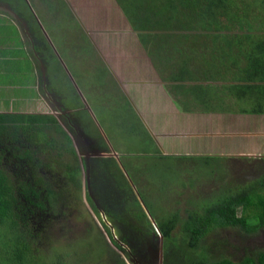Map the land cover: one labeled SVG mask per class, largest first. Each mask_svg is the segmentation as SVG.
<instances>
[{
	"label": "rangeland",
	"instance_id": "obj_1",
	"mask_svg": "<svg viewBox=\"0 0 264 264\" xmlns=\"http://www.w3.org/2000/svg\"><path fill=\"white\" fill-rule=\"evenodd\" d=\"M2 1L10 2L12 6L16 4L14 0ZM60 1L28 0L33 7L28 17H22L16 8L11 10L0 4V10L14 17L15 23L22 25L28 35L29 21H34V17L41 28L49 31L52 50L51 56L49 53L46 55V60H43L42 42H35L31 38L24 43L26 52L37 58L35 67L38 69V100L24 112L54 117L71 139L80 159V191L64 202L65 207L60 203L54 205L52 213H49L48 208V211L43 212L32 208L28 212L24 209L31 206L19 201L21 218L29 224V228L33 232L37 229L44 231L33 244V252L36 251L46 261L61 256L60 260L64 264H158L160 233L146 205L152 206L155 213L160 215L166 211L168 214L177 212L181 221L196 210L201 214L205 209L218 205L229 191L240 192L250 181L261 177L264 161L233 157H211L205 161L196 152L207 151V147L185 139H179L173 147L164 149L167 150L162 151L164 155L157 150V154L154 153L155 147L147 135L151 138V122L159 118L165 120L159 110L165 104L166 97L162 94L161 81L143 54L137 51L139 46L126 22L118 14L112 0ZM96 7L100 8L94 11ZM107 10L114 14L107 17ZM58 13L63 22L60 15H56ZM78 14L91 18L88 23L85 22L89 30L94 29L96 38L94 40L91 36V40L94 41L95 50L90 48L91 44L89 47L84 46L74 34L76 26H82ZM36 28L38 30L39 27L36 25ZM39 35L42 36V32ZM38 52L42 56H37ZM63 54L68 62L64 61ZM24 92L28 93V90ZM33 92L31 89L30 94L24 96H32ZM119 94L126 97L128 105L119 102L121 100L116 97ZM75 95L84 101L82 103L80 100L82 110L79 109L78 114L89 116L93 125L97 124L100 128L97 133L107 143V149L97 156L94 154H97L95 151L99 148L98 139L92 128L89 127L90 136L84 134L79 119L71 115L76 109H62L64 101L72 103ZM226 100L231 104L224 107L223 112H213L206 116L207 131L212 130L214 124L221 120H229L223 126L238 128L239 122L236 119L244 114L246 107L239 103L234 105L233 97L227 94ZM16 103H13V108ZM132 103L137 106V110ZM167 119L170 122L172 118ZM145 122L150 126V132ZM173 123L179 125L176 120ZM240 142L236 137L233 138L228 151L240 146ZM243 145L247 146L245 143ZM7 147L4 141H0V168L10 179L20 180L25 174V166L11 155L8 151L11 149ZM98 156L113 158L121 171L124 170L121 163L126 167V173L122 172L123 178L128 183L126 177L130 175L128 179L132 187L129 183L128 186L137 195L151 224L152 233H148L146 225L138 223V218L132 215L134 207L125 204L128 199L122 197L105 175L97 172L99 170L95 165L99 164L98 159L95 161L92 158ZM53 178L57 180L54 185L56 189L63 186L59 174H54ZM136 190L145 202L144 206ZM177 231L179 226L174 234ZM200 245L208 251L207 255L212 262L222 258L238 262L246 253L264 249V230L247 234L236 228H219L204 236Z\"/></svg>",
	"mask_w": 264,
	"mask_h": 264
},
{
	"label": "trees",
	"instance_id": "obj_2",
	"mask_svg": "<svg viewBox=\"0 0 264 264\" xmlns=\"http://www.w3.org/2000/svg\"><path fill=\"white\" fill-rule=\"evenodd\" d=\"M13 2L15 6L10 2L3 4L30 16L22 0ZM112 2L133 33L139 46L137 51L161 81L162 94L168 98L165 105L173 104L179 112L190 114L223 112L231 104L226 100L227 94L233 97L234 105L246 107L244 113L264 111L261 110L264 107V0ZM56 15L63 22L61 14ZM116 97L128 105L125 96ZM72 100V103L64 101L62 109H76L71 115L79 119L82 132L90 136L91 127L100 150H106L107 145L89 116L78 114L82 110L79 98L75 95ZM0 141L25 166L20 180L10 179L0 168V264H64L61 256L46 261L33 252V244L44 231L33 232L29 228L21 218L19 201L31 206L25 211L34 208L43 212L48 208L52 213L54 205L62 203L65 207L64 202L78 195L80 159L71 139L49 114L0 113ZM153 151L157 154L155 148ZM1 159L0 155V162ZM96 160L97 172L105 175L122 197L128 199L126 206L132 205L136 211L132 215L152 233L151 224L137 195L123 178L120 166L113 158ZM121 167L126 169L122 163ZM54 174H59L63 182L57 189ZM146 207L162 236V264H264V249L252 250L238 262L226 258L212 262L208 251L200 245L204 236L219 228H236L247 234L264 230V174L246 184L242 191L227 193L218 205L201 214L198 210L191 212L182 221L177 212L160 215L152 206ZM178 226L179 231L174 234Z\"/></svg>",
	"mask_w": 264,
	"mask_h": 264
},
{
	"label": "crops",
	"instance_id": "obj_3",
	"mask_svg": "<svg viewBox=\"0 0 264 264\" xmlns=\"http://www.w3.org/2000/svg\"><path fill=\"white\" fill-rule=\"evenodd\" d=\"M3 3L4 2L0 0V4L5 6V4ZM23 4L26 6V9L28 10L26 12H28V14L30 15L32 13L31 10L32 3L25 0ZM113 6L116 7L115 5ZM97 8L100 7H96L94 11ZM9 9L12 10L14 8H9ZM109 10H107L105 14L107 15V17L108 15L112 16L114 14L113 12H109ZM103 14H104V10H103ZM118 14L120 15V13ZM22 16L25 17L26 15H22ZM78 17H79V22L82 23V26L79 25L78 27L76 26L75 29L76 31L74 34H76L80 38L79 40L83 42L84 46L89 47L90 46L89 44H91L90 48L95 50L93 46L94 41L91 40V36L94 37V40L96 38L95 32L93 31L94 29L89 30L88 27H86V22H85L87 21L88 23L91 20V18L89 16L87 17L82 16L81 14H78ZM15 21L16 20L14 17H10L9 14L0 10V93H3L2 98H0V113L25 114L24 110L28 109V107L32 103L35 104L34 102L38 100V92H37L38 85H37V76H36L38 69L35 67L37 64V60H36L37 58L35 59V57L31 55L30 52L29 53L26 52V50L24 49V43L27 40H30L31 38H34L35 42L36 41L42 42L41 47L43 48V52H42L44 56L43 60H46V55H48V53L49 55L51 54L52 46L49 43V36H50L49 31L41 28L40 27L41 24H39L36 21L35 17H34V21L33 22L29 21L30 22L29 26L27 25L29 35L26 32V30L22 27V25L20 26L19 24H16ZM35 24L39 27L38 30L42 32V36L39 35L41 32L39 33ZM32 32L34 34L31 35ZM38 38H40L41 40ZM62 45L63 44L61 43L60 46ZM67 48H69V46H67ZM41 51L42 50H40V52ZM40 52L37 53V56H42V54L40 55ZM63 59L65 62H68V59L66 58V56H64V54H63ZM25 60L28 62L21 65L22 62H25ZM46 73H47V69H46ZM10 78H14L15 80H10ZM31 89L34 91L32 96L31 95L24 96L25 94H30ZM24 90H28V93H25ZM15 98H18L19 100ZM14 102L17 103L13 108ZM132 105L133 108L137 110V107L133 103ZM158 106L160 107L161 105ZM262 108L263 109L261 110H264L263 106ZM159 111L161 114L164 112L163 116L165 117V120L163 121L162 118H159L151 122L152 131L150 130V126L146 122H145V126L147 127L149 132L151 131L150 132L151 138L147 135L148 139H150V141L153 142L155 149L158 151V153L160 151L161 155H164L162 151L167 152V150L164 149L173 147L174 144L177 143L176 141H178L179 139H185L188 142L193 141L192 143H200V145L207 147V151L196 152V155H198V157H201L205 161L206 159L209 160L211 157H217V158L242 157V159L244 160H250L256 158L254 161H261V162L264 161V111L255 114L244 113L240 115L236 119V121L243 124V126L237 123L238 128L236 129H231L230 127L223 126L222 124L229 120H221L222 123L221 121L215 123L213 129L210 131L206 130L207 129L206 126L208 125V119L206 116L212 115L213 110H211L209 113L206 114L183 113V112H179L173 104L168 103ZM168 117L172 118L170 122L169 119H167ZM217 119H221V118H217ZM174 120L178 121L179 125L173 123ZM203 121H205L204 124ZM210 121L212 122V120ZM95 127L97 130L100 129L99 126H97V124H95ZM235 137L239 141H241L240 142L241 144L237 148L233 147L230 151H228L230 148L229 144L231 140ZM244 143L247 145L246 147L245 145H243ZM174 153L177 155V152ZM169 156L171 155L169 154ZM260 174L261 175L264 174V168L263 170H261ZM197 184L199 185V182ZM234 192L236 191L233 192L229 191L228 193H234Z\"/></svg>",
	"mask_w": 264,
	"mask_h": 264
},
{
	"label": "water",
	"instance_id": "obj_4",
	"mask_svg": "<svg viewBox=\"0 0 264 264\" xmlns=\"http://www.w3.org/2000/svg\"><path fill=\"white\" fill-rule=\"evenodd\" d=\"M80 100L82 101V98L80 97ZM84 101H82V103H83ZM86 109V108H85ZM110 151H112V150H110ZM112 153H113V151H112ZM113 155H115L114 153H113ZM126 179H127V181H128V183H129V185L132 187V185H131V182L129 181V179H128V177H126ZM158 237L160 238V242H159V263L158 264H162V252H163V240H162V236L160 235V234H158Z\"/></svg>",
	"mask_w": 264,
	"mask_h": 264
},
{
	"label": "flooded vegetation",
	"instance_id": "obj_5",
	"mask_svg": "<svg viewBox=\"0 0 264 264\" xmlns=\"http://www.w3.org/2000/svg\"><path fill=\"white\" fill-rule=\"evenodd\" d=\"M100 132V131H99ZM100 134V133H99ZM101 135V134H100ZM99 152H101L102 153V150H100L99 148H96V151H95V153H97V154H94V155H99L98 153ZM96 158H99V156L98 157H96ZM96 158H92V159H96Z\"/></svg>",
	"mask_w": 264,
	"mask_h": 264
},
{
	"label": "clouds",
	"instance_id": "obj_6",
	"mask_svg": "<svg viewBox=\"0 0 264 264\" xmlns=\"http://www.w3.org/2000/svg\"><path fill=\"white\" fill-rule=\"evenodd\" d=\"M104 140V139H103ZM106 143V142H105ZM107 144V143H106ZM113 151V150H112ZM112 151H110L111 153H112ZM113 153H114V151H113ZM112 153V154H113ZM115 154V153H114ZM121 172H125L124 170H122ZM126 173V172H125ZM128 176V175H127ZM129 178V177H128Z\"/></svg>",
	"mask_w": 264,
	"mask_h": 264
}]
</instances>
